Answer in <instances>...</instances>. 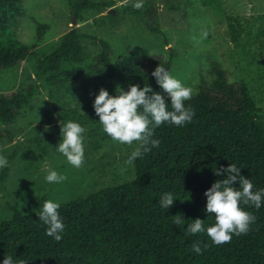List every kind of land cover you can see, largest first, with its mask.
Segmentation results:
<instances>
[{
	"label": "trees",
	"instance_id": "trees-1",
	"mask_svg": "<svg viewBox=\"0 0 264 264\" xmlns=\"http://www.w3.org/2000/svg\"><path fill=\"white\" fill-rule=\"evenodd\" d=\"M116 1L66 0L74 26L61 36L52 51L39 57L12 30L23 16L22 0H0V74L15 69L33 55L37 59L35 77L57 79L47 74L60 72L62 62H82L85 40H96L76 26L81 13L110 10ZM168 8L178 6L168 4ZM134 12L145 17L151 32H160L158 8L153 0H145L143 7L134 8ZM106 16L113 17V13ZM255 25L254 39L263 45L264 13L257 16ZM41 27L37 33H42ZM229 27L237 43L254 24L243 25L237 18H229ZM164 41L167 42L166 36ZM99 43L94 67L107 79L125 89L129 83H148L165 95L151 71L158 63L172 70L173 50L167 57L123 54L113 60L109 43ZM210 74V79L201 80L194 95L184 102L195 110L193 120L182 127L170 123L156 127L154 137L160 144L133 161L131 180L60 203L58 211L65 223L61 240L46 234L47 226L36 215L38 211L24 214L10 206L11 217L0 221V260L12 255L25 264H264V204L259 209L241 205L256 220L246 234L233 235L225 244L211 243L204 232L189 235L186 230V225L197 217L206 224L215 222L214 216L203 210L205 189L223 178L213 168L236 163L241 166V174L252 180L254 190L264 188V118L245 81L229 82L216 61L211 64ZM35 91L36 85L31 83L9 94L0 93V124H15ZM94 95L90 88L80 91L81 104L87 111L94 110ZM165 100L168 101L166 95ZM14 156L15 151L7 157L8 161ZM8 171V165L0 169V183ZM234 186H238V181ZM165 192L176 197L166 211L159 206V197ZM174 215L184 216L182 226L173 224ZM196 241L203 249L199 254L191 251Z\"/></svg>",
	"mask_w": 264,
	"mask_h": 264
},
{
	"label": "rangeland",
	"instance_id": "rangeland-1",
	"mask_svg": "<svg viewBox=\"0 0 264 264\" xmlns=\"http://www.w3.org/2000/svg\"><path fill=\"white\" fill-rule=\"evenodd\" d=\"M102 1V0H99ZM145 0H143L144 2ZM158 8L160 32H151L141 13L134 12L133 0H117L110 12L88 10L76 23L93 35L84 42L86 53L80 63L62 62L60 72L48 73L57 79L35 77L37 59L30 55L15 69L0 74V93L9 94L29 84L36 85L34 98L21 111L15 124H0V153L9 160V171L0 183V221L12 215L10 206L24 214L39 211L40 202L53 199L65 202L84 196L103 186L115 185L133 178V166L125 163L133 145L113 141L103 131L97 114L81 104L80 91L97 92L102 86L114 94L116 83L98 70L96 56L100 40L110 45L113 60L123 54L138 57L174 51L172 72L183 83L197 90L201 80L211 77L216 61L226 72L229 82H246L258 113L264 118V43L254 39L255 21L264 13V0H153ZM24 13L13 27L17 39L29 45L39 57L52 51L72 24L66 0H22ZM176 4L177 9H169ZM115 15V16H114ZM229 18L243 25L253 23L235 43L230 34ZM42 26V33H37ZM250 30V32H249ZM166 36L167 42L164 41ZM67 119L85 128V158L75 168L55 150L60 124ZM47 126V128L45 127ZM54 167L65 179L48 183L44 174Z\"/></svg>",
	"mask_w": 264,
	"mask_h": 264
},
{
	"label": "clouds",
	"instance_id": "clouds-1",
	"mask_svg": "<svg viewBox=\"0 0 264 264\" xmlns=\"http://www.w3.org/2000/svg\"><path fill=\"white\" fill-rule=\"evenodd\" d=\"M132 7L142 8L143 0H133ZM151 76L168 97L167 102L165 95L155 91L148 83H143L142 86L129 83L127 89L117 85L114 94H110L101 86L92 100V107L98 116L95 120L108 137L126 145L136 142L126 158L127 164L133 163L138 157L142 158L152 147L159 146L160 140L154 137L156 127L162 123L182 127L191 122L195 115V110L184 103L194 95L191 86L183 83L171 70L159 63L152 69ZM60 121V139L54 148L69 164L79 168L85 158L86 128L76 120L67 119L63 124ZM8 163L7 156L0 153V169L5 168ZM240 169L241 166L236 163L213 168L216 175L223 178L214 180L210 187L205 189L203 210L212 214L215 222L206 224L204 219L194 218L186 225L189 235L204 232L211 243L222 245L230 242L233 235L246 234L250 230L256 216L241 205L247 204L259 209L264 204V188L254 190L252 180L242 175ZM43 178L50 184L65 179L54 167H48ZM236 181L238 186H234ZM174 198L176 197L172 192H165L159 197V206L166 211L174 203ZM59 207V201L45 199L40 202L39 211L36 212L47 226L46 234L57 241L62 239L65 230ZM184 219L183 215H174L173 224L182 226ZM207 246L205 243L204 247ZM202 250L200 241L191 245V251L194 253L199 254ZM0 264H25V261H18L12 255H7L3 256Z\"/></svg>",
	"mask_w": 264,
	"mask_h": 264
},
{
	"label": "water",
	"instance_id": "water-1",
	"mask_svg": "<svg viewBox=\"0 0 264 264\" xmlns=\"http://www.w3.org/2000/svg\"><path fill=\"white\" fill-rule=\"evenodd\" d=\"M109 11H110V12H113V11H114V9H110Z\"/></svg>",
	"mask_w": 264,
	"mask_h": 264
}]
</instances>
